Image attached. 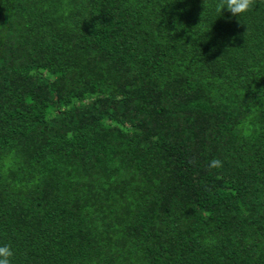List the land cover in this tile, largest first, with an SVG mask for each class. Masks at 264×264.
Returning <instances> with one entry per match:
<instances>
[{"label": "trees", "instance_id": "obj_1", "mask_svg": "<svg viewBox=\"0 0 264 264\" xmlns=\"http://www.w3.org/2000/svg\"><path fill=\"white\" fill-rule=\"evenodd\" d=\"M0 244L264 264V0H0Z\"/></svg>", "mask_w": 264, "mask_h": 264}, {"label": "clouds", "instance_id": "obj_2", "mask_svg": "<svg viewBox=\"0 0 264 264\" xmlns=\"http://www.w3.org/2000/svg\"><path fill=\"white\" fill-rule=\"evenodd\" d=\"M256 0H214V9L217 13H223L227 9L233 16H243L253 9ZM206 8V4H205ZM208 167L218 169L223 167V161L213 158ZM15 251L11 244H0V264H12Z\"/></svg>", "mask_w": 264, "mask_h": 264}]
</instances>
